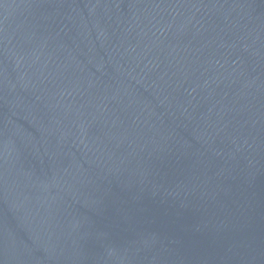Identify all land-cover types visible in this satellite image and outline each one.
<instances>
[{
    "label": "water",
    "instance_id": "obj_1",
    "mask_svg": "<svg viewBox=\"0 0 264 264\" xmlns=\"http://www.w3.org/2000/svg\"><path fill=\"white\" fill-rule=\"evenodd\" d=\"M0 264H264V0H0Z\"/></svg>",
    "mask_w": 264,
    "mask_h": 264
}]
</instances>
